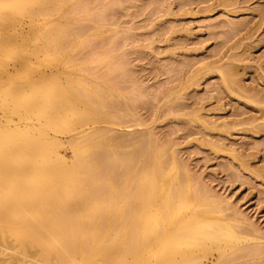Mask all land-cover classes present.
<instances>
[{
    "label": "rangeland",
    "instance_id": "374dc122",
    "mask_svg": "<svg viewBox=\"0 0 264 264\" xmlns=\"http://www.w3.org/2000/svg\"><path fill=\"white\" fill-rule=\"evenodd\" d=\"M35 1H49L50 6L44 11L40 4L25 7L24 24L13 22L12 26L17 31L27 29L30 19L40 14L42 25L38 26L51 29L50 33H42L39 40L29 39L32 42L17 37L16 33L0 40H9L0 46V74H4L2 70L7 68V63L8 70L16 72L11 65L15 59L26 58L29 52L38 50L39 56L31 54L35 58L44 57L38 61L45 59L46 64L35 61L39 66L46 65L44 68L49 72L61 67L74 73L68 74L69 78L82 77L79 81H87L89 91L82 87L84 92L79 83L72 84L79 89L77 92L71 88L82 98L85 94L92 95L93 105L87 109L93 116L90 117L91 113L83 119L87 120H82L84 124L78 122L75 131L81 134L86 130L82 133L84 139L82 134L79 137L95 140L93 127L97 126L103 130V136L95 140L100 141L99 145L105 137L115 142L110 148H94L95 155H99V158L96 156L100 159L99 167L105 166L99 168L101 172L118 168V161L132 160L130 152L137 155L133 159L140 153L142 156L158 154L166 166L175 161L178 175L189 184L195 198L191 206L199 208L206 204L213 209V216L222 213L223 217H230L233 230L246 238L226 250V261L229 259L226 264H264V0ZM0 6L5 15L15 16L8 14L12 12L8 10L9 5ZM17 72H20L16 77L21 84L27 75L33 74L23 69ZM58 74H52L49 80V77L45 79L46 84L44 80L43 86L39 85L38 93L45 90L46 94L40 93L42 96L37 98L30 87H23L25 84L21 88L25 90L20 91L24 92L21 98L19 91H11L12 84L0 82V89L4 90H0V136L4 126L6 129L25 125L36 128L32 125L44 124L47 117L44 113L54 107H49L54 103L50 102L54 95L60 94L67 102L58 98L59 101L68 103L75 93L69 91L72 96L66 93L71 82L67 81V74H60L61 77ZM57 78L60 80L56 81ZM91 84L95 86L90 88ZM50 86L52 92H47L46 87L50 90ZM9 88L11 94L18 96L20 105L11 101L10 97L16 96L8 93ZM52 89L58 94H53ZM45 95L50 105L43 102L48 101ZM58 99L55 104L61 105ZM36 100L42 102L39 107L45 106V112L37 107L39 116H21L24 109L19 112V106L28 108ZM96 100L101 102L97 108ZM60 112L57 119L61 124L71 121L70 110ZM8 130L2 138H8ZM68 135L56 134L59 143L62 141L57 151L70 160L73 148L68 143ZM129 143L132 145L128 146ZM127 146L132 147L131 151L125 149ZM106 163L115 164L109 168ZM153 177L155 174L149 173L145 180ZM13 235L3 234L0 229V264L55 262L54 255L44 257L37 247L29 246L23 251L20 244L25 234L19 233L17 238ZM116 235L115 229L108 232L109 238ZM182 246L188 247L189 242ZM58 261L57 258L55 264Z\"/></svg>",
    "mask_w": 264,
    "mask_h": 264
},
{
    "label": "bare ground",
    "instance_id": "6f19581e",
    "mask_svg": "<svg viewBox=\"0 0 264 264\" xmlns=\"http://www.w3.org/2000/svg\"><path fill=\"white\" fill-rule=\"evenodd\" d=\"M42 3L34 2V0H0V5H9L8 10H12V12H8L6 9L8 14L15 15L7 16V13L4 14L6 11L3 13V10H0L2 13L0 14V40H5L12 33H16L17 37L34 41L35 38L43 36L42 33L49 34L51 29H44L45 24L44 28L38 26L42 25L39 24L40 14L30 19L27 29L22 28L17 31L12 26L13 22H17L19 25L24 24L23 9L25 10L27 6L33 7L40 4L41 11L49 8V1ZM0 8L2 7L0 6ZM14 10L18 11L17 14L14 13ZM2 42L0 41V46ZM5 42H9V40ZM35 50L34 52H36ZM37 52L29 53L39 56L40 54ZM30 54L28 55L30 56ZM33 54L31 55L35 58ZM25 56L27 55L25 54ZM29 56L18 57L11 64L17 71L23 69L26 73H33L27 75L25 83L23 81L25 86L17 81L16 75H20V72H10L8 63L6 64L7 68L4 66L6 69L2 70L4 74H0V82L6 81L9 85L12 84L11 91L12 89L13 91H24L28 86L30 91H34L33 96L37 98L42 93L46 94L45 90L44 92L40 90L41 94L38 93L39 85L47 77L52 74L57 76L60 72L61 75L67 74V81L71 82L68 86L65 83L67 76L61 79L64 80L66 88L70 87L66 93L71 91L75 95L66 104L61 102L65 99H61L56 89H52L53 94L55 92L58 94L56 97L54 95L55 99L60 98L61 101L59 99L58 101L61 102V105H66L67 108L59 105L60 103L56 105L55 101L57 100L53 95L52 99L54 100L49 98L50 102L56 103L55 105L49 102L46 95L48 101H43L40 99L44 98L41 97L42 94L37 100L48 102L45 104H51L48 105L49 107L54 106L49 109L48 113L45 112V106L39 107L42 102L39 103L37 100L38 104L34 101L33 103L36 105L31 103L28 108H24L21 104L19 112L24 109L21 116L26 118L41 110L40 112L47 114L43 120H46L44 124L32 125L36 128H29L25 125V127L12 129L13 126H9L10 130H8L9 127L6 129L7 126L2 127L3 133H7L6 130L10 131V135L7 134L8 138L10 136L8 141V138H2V136L6 137V134L1 133L0 136V227L2 233L15 234V238L19 236V233H24L25 240L20 239L23 242L20 244L23 251L27 250L29 246L37 247L40 253H44V257L54 255L55 262L58 258L59 261L56 264H226L229 260L226 261V250L246 240L245 236L233 230L230 217H223L222 213L213 216V209L211 210L206 204H201L199 208L192 207L191 204L195 198L189 190V184L178 175L177 163L171 161L166 166L158 154L142 156L140 153L138 158L133 159V156L137 157V155L130 152L132 160L118 161L117 164H120L119 167L116 164L118 168L113 167L114 169L111 168L107 172L102 169L103 174L99 169L101 167H99L100 159L96 158L97 154L95 155L94 148L98 147L96 149H99V146L110 148L115 143L114 140H110L111 137H105L106 139L99 145L100 141L97 143L96 139L103 136V130L97 126L92 128L96 141L92 137L90 140L88 139L90 137L86 139L87 136L86 140H83L82 133H86V130L79 131L82 132V135L75 131L77 129H75V125L78 122L82 123V120L92 113L87 109L89 105H93V100L90 98L92 95L86 92L88 94L86 97L84 93L89 88L87 78L86 83L84 79L83 82L79 81L82 77L77 80L75 79L77 77L74 79L71 77V79L69 75L72 76L74 73L60 69L61 67L59 68L61 71L57 69L49 72L44 68L46 65L41 67L35 62L38 61V58L43 59L44 57L40 56L35 60ZM42 59H39L38 62H45V59L43 61ZM88 81L90 84L91 80ZM58 83L55 85L58 86ZM75 83L76 85L79 83L82 85L81 88L85 89L82 88L84 92L82 89L80 90L85 94L84 98L79 92V95L76 93L79 89L72 86ZM55 85L51 86L56 88ZM91 85L90 88L95 86ZM105 85L107 86L108 83ZM22 86L25 89L21 90ZM51 86L50 90L49 87H46L48 88L47 92L51 91ZM64 88L61 89L62 92H65ZM57 89L59 90V88ZM8 93H10V88ZM21 93L24 92H20L18 96L22 98ZM10 95L14 94L10 93ZM18 96L10 97L12 100L5 99L20 105L19 99H16ZM65 96L68 97V95ZM65 101L67 102V100ZM98 101L94 105L95 108H97ZM21 103H25V101ZM15 104L14 106H16ZM10 107L17 112L15 107ZM37 107L41 109L38 111ZM95 108H93L94 111ZM60 110L63 112L70 110V122L65 124L59 122L57 118L61 113ZM88 129L91 128H87V131H90ZM59 132L70 134L68 143L70 142L72 145L70 147L73 148L70 160L57 151V147L62 144V141L59 143L58 137L56 138V134ZM79 134L83 139L79 137ZM120 145L122 146V144ZM131 145L132 143L128 144V146ZM128 146L125 149L131 151L132 147L128 149ZM97 157L99 158V155ZM114 164L112 165L114 166ZM112 165L107 164L106 167ZM102 167L105 166L102 165ZM149 173L155 174L154 179L145 180ZM114 229L117 235L109 238L108 232ZM184 242H189V246L183 247Z\"/></svg>",
    "mask_w": 264,
    "mask_h": 264
}]
</instances>
